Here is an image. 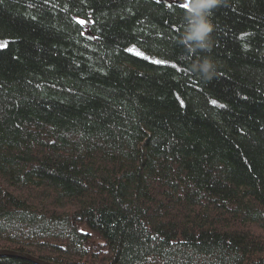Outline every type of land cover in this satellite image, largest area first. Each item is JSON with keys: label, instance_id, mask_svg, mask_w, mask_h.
<instances>
[{"label": "trees", "instance_id": "trees-1", "mask_svg": "<svg viewBox=\"0 0 264 264\" xmlns=\"http://www.w3.org/2000/svg\"><path fill=\"white\" fill-rule=\"evenodd\" d=\"M185 11L0 0V248L57 264H264V0H222L211 52L179 42Z\"/></svg>", "mask_w": 264, "mask_h": 264}, {"label": "clouds", "instance_id": "clouds-1", "mask_svg": "<svg viewBox=\"0 0 264 264\" xmlns=\"http://www.w3.org/2000/svg\"><path fill=\"white\" fill-rule=\"evenodd\" d=\"M221 2L222 0H190L184 13V30L179 41L186 49L193 53L211 52V17ZM199 72L206 80H211L217 72L216 62L210 56H204L199 63Z\"/></svg>", "mask_w": 264, "mask_h": 264}, {"label": "water", "instance_id": "water-1", "mask_svg": "<svg viewBox=\"0 0 264 264\" xmlns=\"http://www.w3.org/2000/svg\"><path fill=\"white\" fill-rule=\"evenodd\" d=\"M0 257L20 258V259H25V260H28L30 262H33L35 264H57V263L47 261L45 259H41L37 256L30 254V253L16 251V250H12L9 248H0Z\"/></svg>", "mask_w": 264, "mask_h": 264}, {"label": "snow or ice", "instance_id": "snow-or-ice-1", "mask_svg": "<svg viewBox=\"0 0 264 264\" xmlns=\"http://www.w3.org/2000/svg\"><path fill=\"white\" fill-rule=\"evenodd\" d=\"M179 2L181 3V6H182V8L183 9H188V7H189V4H190V0H189V2H184V0H179ZM80 23L81 24H83L84 22L83 21H80ZM129 51H131V49L129 50ZM137 55H142L141 53H136ZM144 59H148V57H143ZM153 63H156V64H160V65H165V66H167V61H164V60H153L152 61ZM172 67H175V65H172ZM212 103L213 104H215L216 102L215 101H212Z\"/></svg>", "mask_w": 264, "mask_h": 264}, {"label": "rangeland", "instance_id": "rangeland-1", "mask_svg": "<svg viewBox=\"0 0 264 264\" xmlns=\"http://www.w3.org/2000/svg\"><path fill=\"white\" fill-rule=\"evenodd\" d=\"M184 2H189V0H184ZM83 230H88L87 228H83Z\"/></svg>", "mask_w": 264, "mask_h": 264}]
</instances>
